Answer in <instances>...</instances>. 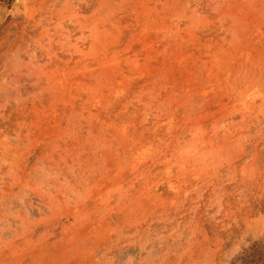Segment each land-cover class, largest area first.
I'll list each match as a JSON object with an SVG mask.
<instances>
[{
  "label": "rangeland",
  "instance_id": "1",
  "mask_svg": "<svg viewBox=\"0 0 264 264\" xmlns=\"http://www.w3.org/2000/svg\"><path fill=\"white\" fill-rule=\"evenodd\" d=\"M253 248L264 0H0V264Z\"/></svg>",
  "mask_w": 264,
  "mask_h": 264
},
{
  "label": "trees",
  "instance_id": "2",
  "mask_svg": "<svg viewBox=\"0 0 264 264\" xmlns=\"http://www.w3.org/2000/svg\"><path fill=\"white\" fill-rule=\"evenodd\" d=\"M252 246H256V243H254ZM252 250H253L252 253L258 254V252H260L257 256V260H258L259 264H264V258L261 260V250L256 251L255 248H253ZM250 263H252V261L251 262L243 261L241 264H250Z\"/></svg>",
  "mask_w": 264,
  "mask_h": 264
}]
</instances>
